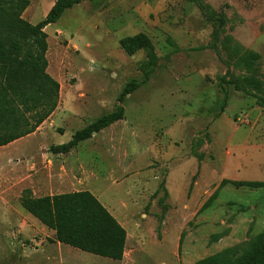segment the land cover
Returning <instances> with one entry per match:
<instances>
[{"label":"rangeland","instance_id":"374dc122","mask_svg":"<svg viewBox=\"0 0 264 264\" xmlns=\"http://www.w3.org/2000/svg\"><path fill=\"white\" fill-rule=\"evenodd\" d=\"M55 0H30L23 17L45 18ZM87 0L46 27L56 110L31 134L0 147V264H196L229 246L239 255L264 230V106L220 78H255L264 98V0ZM223 21L221 23L220 21ZM216 49L211 47L214 35ZM145 32L160 60L124 102L125 117L67 153L49 150L119 104L142 75L143 50L124 36ZM90 190L127 230L123 260L52 241L20 203ZM44 182L47 184L45 185ZM218 191L209 207L200 211ZM36 193V194H35ZM45 227V229H44Z\"/></svg>","mask_w":264,"mask_h":264},{"label":"trees","instance_id":"16d2710c","mask_svg":"<svg viewBox=\"0 0 264 264\" xmlns=\"http://www.w3.org/2000/svg\"><path fill=\"white\" fill-rule=\"evenodd\" d=\"M87 0H56L43 20L32 23L23 17L30 0H0V147L33 133L57 108L60 83L48 72V33L45 28L56 23L63 13ZM93 1V0H90ZM203 8V0H189ZM223 23V21H220ZM214 35L211 47L216 49ZM124 51L132 56L143 50L146 54L141 64L142 75L128 80L118 97L119 104L111 112L103 114L82 129L77 130L70 141L51 145L52 153H67L82 141L113 123L124 119V102L146 84L154 75L160 56L148 34L139 32L120 39ZM224 84L259 99L264 98L250 89L260 85L251 78H220L219 87L225 93L221 107L224 110L228 91ZM263 188L264 181L223 179L219 185ZM214 192L200 211L210 206L217 197ZM20 203L31 215L47 228L55 231L57 241L102 257L123 260L127 242V230L109 209L90 190H79L54 195L35 196L25 188ZM196 264H264V230L253 239L250 249L239 255L238 248L229 246L199 259Z\"/></svg>","mask_w":264,"mask_h":264},{"label":"crops","instance_id":"0c3cea01","mask_svg":"<svg viewBox=\"0 0 264 264\" xmlns=\"http://www.w3.org/2000/svg\"><path fill=\"white\" fill-rule=\"evenodd\" d=\"M56 1V0H55ZM55 1L53 2V4L55 3ZM46 29V28H45ZM116 123V122H115ZM115 123H113V124H115ZM111 126V125H110ZM109 126V127H110ZM106 129V128H105ZM104 130V129H103ZM15 142V141H14ZM13 143V142H12ZM11 144V143H10ZM9 145V144H8ZM59 154H62V153H59ZM44 184L46 185L47 183L46 182H44ZM62 185L63 186H67V185H69V184H62V183H58L56 180H54V182H53V184L51 185L50 184V187H53V189L55 190V189H59L60 190V187L62 188ZM79 190H85V189H79ZM79 190H77V191H79ZM61 192H59V193H65V191H62V189L60 190ZM70 192V191H69ZM58 193V194H59ZM36 194V193H35ZM54 194H57V192H51L50 194H44V195H39V196H45V195H54ZM117 218V217H116ZM118 219V218H117ZM118 221L124 226V223L123 222H121L119 219H118ZM125 227V226H124ZM44 229H45V227H44ZM49 229V228H48ZM51 230V229H50ZM52 231V235H54L53 236V238H55V231L54 230H51ZM127 239H128V237H127ZM60 243V242H59ZM126 244H127V242H126ZM125 252H126V248H125ZM125 256V255H124ZM108 259V258H107ZM116 261V260H115ZM117 261H119V260H117ZM121 261V260H120Z\"/></svg>","mask_w":264,"mask_h":264},{"label":"water","instance_id":"95a60500","mask_svg":"<svg viewBox=\"0 0 264 264\" xmlns=\"http://www.w3.org/2000/svg\"><path fill=\"white\" fill-rule=\"evenodd\" d=\"M96 134V132H93V135Z\"/></svg>","mask_w":264,"mask_h":264}]
</instances>
